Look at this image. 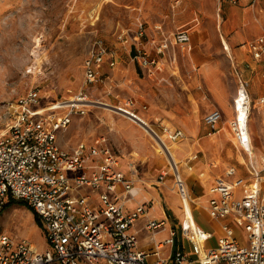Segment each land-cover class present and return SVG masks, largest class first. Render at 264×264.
I'll list each match as a JSON object with an SVG mask.
<instances>
[{
  "label": "built area",
  "instance_id": "obj_1",
  "mask_svg": "<svg viewBox=\"0 0 264 264\" xmlns=\"http://www.w3.org/2000/svg\"><path fill=\"white\" fill-rule=\"evenodd\" d=\"M228 1L232 5L240 2ZM259 1L252 0L253 6ZM154 32L160 38H147L145 24H137L135 58L149 72L157 60L144 48L145 40L151 42L159 55H165L173 46L187 47L191 42L187 31L165 36L162 26L156 25ZM247 47L254 60L264 59V35L251 40ZM91 49L84 61V77L85 84L96 85L102 82L98 70L105 63L114 67L118 55L99 39ZM262 78L264 82V70ZM246 97L249 118L251 100L247 93ZM42 100L40 90L33 89L9 107L10 122L0 135V216L10 200L25 202L40 219L48 248L38 251L25 239L1 233L0 264H264V175L253 161L249 177L238 175L237 168L230 167L208 189L203 209L210 219L222 222V234L214 245L210 242L214 232L185 220L180 232L171 228L166 240L155 243L153 254L157 258L150 262L148 254L139 250L138 235L131 228L140 217L148 215L152 202L127 210L125 202L136 198L138 191L120 170L119 156L104 138L80 142L71 150H63L59 138L75 118L85 117L89 107L95 105L126 116L149 134L162 151L167 167L160 171L157 182L164 186L171 178L172 189L185 210L187 200L194 203L197 199L192 197L172 149L173 143L184 138L182 130L150 124L131 109L130 101L112 107L89 99L83 91L47 108H40ZM253 107L264 110V90ZM221 120L219 110L204 118L211 132L218 130ZM248 124L238 118L230 123L236 140L250 156ZM196 158L193 155L189 160ZM118 186L123 187L122 193L117 191ZM164 226L163 221L149 219L146 229L155 234ZM237 228L247 234V244L237 238ZM179 234L190 251L177 249L167 258L160 255L165 245L176 244Z\"/></svg>",
  "mask_w": 264,
  "mask_h": 264
},
{
  "label": "rangeland",
  "instance_id": "obj_2",
  "mask_svg": "<svg viewBox=\"0 0 264 264\" xmlns=\"http://www.w3.org/2000/svg\"><path fill=\"white\" fill-rule=\"evenodd\" d=\"M252 6V0H248L247 3L240 0L237 5H232L228 0H0V135L5 133L10 122V105L15 104L19 98L33 89H39L43 96L40 108H47L58 101L70 100L81 91L86 93L89 99L96 100L93 94L95 85L85 84L84 77V61L95 40H102L104 45L116 51L119 57L122 50L125 53L134 47L139 22L145 24L148 36L155 38L158 37L153 33L156 25L162 26L166 36H173L172 34L181 30L190 34L203 31L210 36L208 41H200L198 44L192 42L190 53L183 54L177 48L173 49L176 46L171 48L170 53L177 59L174 64L177 69L175 77L181 76L185 85L183 79L186 77L184 74L186 69L180 63V59L198 53L212 57L216 69L221 71L223 90L237 96L238 89L241 86L245 88L251 100L248 134L252 152L255 154L251 161L264 175V110L253 107L260 84L252 82V76L257 72L247 67V62L239 65L236 60H233V64L231 61H221L227 56L222 46L221 35L228 42L235 33L245 29L244 25H236L230 32L224 31L230 17L229 7H236L239 10L252 9ZM175 26L183 29L175 31ZM263 62L264 59L259 61ZM200 68L198 67V70ZM228 68L233 72L227 71ZM206 92L207 98L211 99L212 94L207 89ZM236 96L228 100L223 109L219 135L225 137V146L229 151L224 168L235 166L246 174V167L250 166V156L238 145L230 125L236 118L234 110V99H238ZM122 102L126 104L124 100ZM214 105L216 107L219 104L214 100ZM96 109L89 107L90 112L87 116L90 114V117L95 119L92 110ZM87 116L85 121L90 122V117ZM97 121L102 123L100 118H97ZM156 123L151 122L152 125ZM147 136L153 141L157 153L162 154L153 138L149 134ZM162 156L165 158L163 154ZM188 159L189 157L179 162L176 158L187 183L194 175V169L190 170L187 165ZM212 159L219 168L223 160L219 156ZM142 170L141 167L140 171L143 172ZM136 171L139 172L137 167ZM157 175L158 172L155 173V180ZM168 182L172 187L171 178ZM170 201L160 202L165 209L168 208L172 215L171 219L176 224L184 222L187 208L182 214L178 209H184L183 202L177 200L178 202L171 206ZM205 201L197 199L191 204L194 218L203 214ZM173 206L175 211L172 209ZM24 207L12 208L1 217L0 234L5 232V235L8 234L14 239H25L39 248H48L46 235L43 229L40 231L42 227L36 222L34 212L30 208L32 214ZM187 207L191 208L189 204ZM159 210L158 206L154 207L150 214L156 215ZM142 218L145 217H140L137 221ZM207 220L203 217L199 219L205 230L222 234L220 223L212 219ZM237 237L242 243H248L247 234L240 228L237 229Z\"/></svg>",
  "mask_w": 264,
  "mask_h": 264
},
{
  "label": "crops",
  "instance_id": "obj_3",
  "mask_svg": "<svg viewBox=\"0 0 264 264\" xmlns=\"http://www.w3.org/2000/svg\"><path fill=\"white\" fill-rule=\"evenodd\" d=\"M247 1L244 0V3H247ZM254 6L257 7L252 6V9L244 8L239 10L236 7H229L230 17L224 26V31L228 33L236 25H244L245 29L235 33L228 42L221 35L222 46L227 53V56L223 57L221 61L227 60V62L231 61L233 64V60H236L239 65L247 62V67L257 72L252 76V82H259L260 84L256 94L258 98L264 90L262 78L264 62L259 63V61L254 60L247 46L251 42L249 39L252 37L264 35V0H260ZM236 13L237 17L235 16ZM180 29L183 28L174 27L175 31H179ZM157 35V38H160V34ZM190 35L191 42L187 47L176 46L173 49L176 50L177 48L183 54L186 52L190 53L192 42L198 44L200 41H208L210 37L203 31L192 32ZM216 37L217 35L215 34L214 38L216 39ZM147 38L150 37L148 36ZM144 45L148 54L157 60V65L153 67L152 72H149L147 68L140 64L138 58H135L137 52L135 45L125 53L122 50L120 56L116 59L117 62L114 67H110L108 63H105L103 65L104 68L98 71V75H103V78L100 84L93 86L95 101L109 104L112 107L123 105L124 102L122 100L126 103L130 101L132 102L131 109L150 124L151 122H157L156 124H163L173 129L182 130L184 138L172 144L173 153L175 152L174 155L179 159V162L196 155V159L191 161L188 159L187 165H189V169H194V175L188 182V186L193 198L206 200L208 189L214 179L219 176H225L228 168L235 167L227 166L224 168L227 164L225 158L229 156V151L225 146V137L219 135V133L221 131L220 123L224 115L223 109L228 100L233 99L236 95L223 90L221 71L216 69L212 57L196 53L194 55L189 54L190 56L180 59V63L186 69V71L184 70L186 77L183 79L185 85H183L182 77H175L177 69L174 64L177 59L170 53L171 48L165 55H159L151 42L145 40ZM198 67L200 70H198ZM227 71L233 72L230 68ZM241 71L243 72V70ZM247 75L249 76V74ZM261 86L262 90L260 91ZM206 89L212 94L211 99L207 98ZM214 100L219 104L216 107ZM235 100L236 98L234 99V104ZM93 107L97 108L96 110H92L95 119L91 118L90 114L86 115L90 117V122L85 121V117L75 118L69 129L60 135L59 146L63 150H71L80 142L91 143L101 138L107 141V145L120 158V170L126 175V178L133 181L138 191L136 198L125 202L127 210L132 211L140 203L152 202L148 215L142 216L145 218L136 221L131 228V232L137 233L139 250L147 253L148 260L153 262L157 258L153 254L156 249L155 243L166 240L169 237L171 228H176L180 232L179 228L182 225V223L176 224L171 219L172 215L170 211L168 208L165 209L160 202L161 200H171L169 203L172 206L178 202L177 200H181L180 197L172 189L171 185H168V181L164 186H161L158 184L157 178L156 180L154 179L156 172L159 174L160 171L167 167V161L162 154L157 153V149L151 138L137 124L131 122L126 116L106 107L98 105ZM213 110H219L222 114V120L216 132H211L204 122L206 114ZM89 112L90 110L88 109ZM97 118H100L102 123L98 122ZM238 145L240 146L239 142ZM174 146L177 147L174 148ZM217 156L223 160L219 168L215 166L212 159H215ZM251 157H253L252 154ZM249 160L251 162L252 159L249 157ZM135 166L139 172L136 171ZM141 167L143 172L140 171ZM237 170L238 175L249 177L248 165L246 167V174H243L238 168ZM181 172L183 174V170ZM117 191L122 193L123 187L118 186ZM157 206L160 209L159 212L156 215H151V210ZM17 207L19 205H13L4 210L0 218L8 213L10 209H16ZM185 207L188 208L187 203ZM189 207H191L189 208L191 211L193 207L191 205ZM24 208L33 214L27 207ZM174 208L173 206V211H175ZM178 211H181L183 214L184 209H178ZM202 213L200 217L210 219L204 210ZM192 216L194 222L202 227L199 221L200 217L194 218L193 210ZM149 219L163 221L165 222V226L155 234H152L151 231L146 229ZM216 222L220 223V225L222 223L220 221ZM40 231H42V228H40ZM2 234H5V232ZM218 236L220 234H215L214 239L210 241L212 245L215 244ZM176 241L174 246L165 245L160 250V255L167 258L177 249L190 251L189 244L181 235H178ZM35 248L38 251H45L47 249L37 246Z\"/></svg>",
  "mask_w": 264,
  "mask_h": 264
},
{
  "label": "bare ground",
  "instance_id": "obj_4",
  "mask_svg": "<svg viewBox=\"0 0 264 264\" xmlns=\"http://www.w3.org/2000/svg\"><path fill=\"white\" fill-rule=\"evenodd\" d=\"M237 93H238V96H237L238 99L236 100V103L234 104V110H235L236 118H238L240 121H242V123L245 124V122L246 121L248 122V119H249L248 116H247V107L248 106H245L247 104V97H246L245 88L243 86H241L238 89ZM249 138L250 137H248V140L250 141ZM248 145L250 147L252 156H255V154L252 152L251 144L249 143ZM251 154H250V156H251ZM174 158H175V161H176V157H174ZM186 203L189 204V205L192 204L190 200H187L185 202V204ZM185 220H186L187 224L191 223V220L193 221L194 224H196V222H194V219H193V216H192V212L188 208L186 210V219Z\"/></svg>",
  "mask_w": 264,
  "mask_h": 264
},
{
  "label": "trees",
  "instance_id": "obj_5",
  "mask_svg": "<svg viewBox=\"0 0 264 264\" xmlns=\"http://www.w3.org/2000/svg\"><path fill=\"white\" fill-rule=\"evenodd\" d=\"M13 205L25 206V207H27L28 209H30V208L27 206V204H26L25 202H23V201H14V200H10V201L8 202V204L6 205V207H5L4 210L8 209L9 207H11V206H13ZM30 210H31V209H30ZM34 216H35V219H37L36 222H37V223L39 224V226L41 227L40 222H39L40 219L38 218L37 214L34 213Z\"/></svg>",
  "mask_w": 264,
  "mask_h": 264
}]
</instances>
